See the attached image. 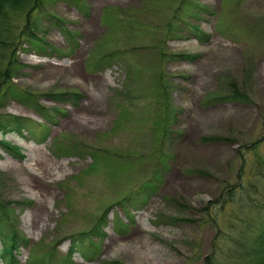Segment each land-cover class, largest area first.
<instances>
[{
    "label": "rangeland",
    "instance_id": "rangeland-1",
    "mask_svg": "<svg viewBox=\"0 0 264 264\" xmlns=\"http://www.w3.org/2000/svg\"><path fill=\"white\" fill-rule=\"evenodd\" d=\"M180 2L45 0L35 33L50 46L19 38L23 92L0 112L47 122L38 103L52 118L41 143L0 133L18 147L0 142V212L29 240L19 264H51V246L63 259L88 231L90 259L68 264H227L242 221L264 217V0H190L202 41L165 36ZM164 44L197 57L163 60ZM234 90L251 102L210 101ZM226 188L238 195L223 207Z\"/></svg>",
    "mask_w": 264,
    "mask_h": 264
},
{
    "label": "trees",
    "instance_id": "trees-1",
    "mask_svg": "<svg viewBox=\"0 0 264 264\" xmlns=\"http://www.w3.org/2000/svg\"><path fill=\"white\" fill-rule=\"evenodd\" d=\"M44 1L45 0H0V107L4 105L5 98L9 96L16 97L23 92L12 86L13 77L15 75L14 72L23 66V64L19 62L18 55L16 54V45L19 38L25 36L28 40L33 39L38 42V44L50 46L45 38L38 37L35 33L38 30L40 23L36 14L40 13ZM67 1L77 5L79 3L84 4L87 0ZM189 4H191L190 0H181L180 5L175 10L173 16H171L170 21L167 23L166 27L169 34L165 36L176 34L177 36L183 37L184 32H188L198 37L201 41L205 40V33L201 30L200 26L191 22V17L197 16L201 11L196 10L195 8L192 9V7L189 8ZM184 7H186L185 10ZM198 8L208 9L207 7H203L201 5H198ZM185 11L186 13L183 15ZM20 14H25L22 25L19 24L16 19ZM57 19L58 22H64L61 17H57ZM159 54L160 58L163 60L171 59L173 57H178V59H195L197 57L196 54L191 53H168L166 44L160 47ZM73 97L76 101L79 99V95L77 93H74ZM210 101L251 102V98L238 90H234V92L229 95L212 97ZM31 106L37 113L47 120L48 124L47 122L41 123L15 114L0 112V133H2L3 138L8 132L17 130L19 132L27 131L29 136L36 142H44L48 139L51 130V127L49 126V122L52 120L51 116L48 112L42 109L38 103ZM203 139L204 141L210 142H225L227 140L222 136L204 137ZM0 142L5 145H9L13 150H18L16 145H10L5 140ZM74 147L75 145H70L71 149ZM59 151L62 154H65L67 152V148L59 146ZM262 173L263 171H259L258 175L261 176ZM250 186L251 185H248L247 188L249 189ZM226 189L227 190H225L224 195L222 194L217 199L218 202L221 201L223 207L226 203H234V200L238 195L236 189ZM244 189L245 188H243L241 192L245 194V198L248 200L250 198L248 208H251L253 205L252 203H254V199L250 194L244 191ZM254 204V209H260L258 212L264 210V199L262 200V203L256 202ZM2 208V204L0 203V209ZM241 209L242 207L239 211H237V213L232 211L233 215H238V213L241 214ZM213 217L216 220V215H213ZM7 219L8 218H4L3 214L0 212V257L1 261L6 264H18L16 253L20 250L21 246H28L29 240L22 236L16 229H11ZM103 222L104 220L99 218L95 224V228H98V226L100 224L102 225ZM251 226L254 227L252 233L250 231ZM98 230L99 233H103L102 230ZM241 230L242 231L239 233V237L233 239L227 264H264V217L259 219L258 222L253 221V219H249V217L246 218L242 221ZM89 235L90 233L88 231V233H85L80 237H73L69 252L63 259L54 255L55 247L51 246L40 256V260L44 263L53 264V262H55V264H68L73 262V256L76 252L80 253L84 258L90 259L93 242L90 240ZM207 262L208 264H217L213 255L207 258Z\"/></svg>",
    "mask_w": 264,
    "mask_h": 264
}]
</instances>
